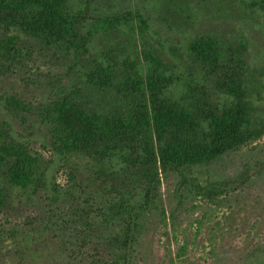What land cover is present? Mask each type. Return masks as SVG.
Instances as JSON below:
<instances>
[{"label":"trees","instance_id":"1","mask_svg":"<svg viewBox=\"0 0 264 264\" xmlns=\"http://www.w3.org/2000/svg\"><path fill=\"white\" fill-rule=\"evenodd\" d=\"M185 4L161 0L163 19L180 25ZM82 18L71 0H0V77L34 62L33 45L70 61L38 109L50 158L0 121V264H131L145 217L162 209L163 176L212 197L224 182L193 170L264 136L237 44L200 35L167 61L141 12L97 20L80 39ZM121 30L132 45L93 50L100 33ZM53 165L67 184L49 180ZM29 206L35 216L7 221Z\"/></svg>","mask_w":264,"mask_h":264},{"label":"rangeland","instance_id":"2","mask_svg":"<svg viewBox=\"0 0 264 264\" xmlns=\"http://www.w3.org/2000/svg\"><path fill=\"white\" fill-rule=\"evenodd\" d=\"M185 1L180 25H173L163 19L168 17L160 10L161 0H71L83 16L80 39L97 20L139 11L150 24L151 35L161 42L167 61L173 57L170 47L179 48L180 56L186 58V44L200 35H216L237 44L246 60L244 75L250 81L257 114L264 116V9L257 8L258 0ZM132 38L122 30L100 33L91 46L94 51L126 49ZM32 51L34 62L0 77V121L47 159L51 154L38 109L50 88L45 82L52 73L59 79L70 61L63 62L52 50L37 45ZM12 95L25 104L26 112L19 109L21 115H13L7 110L4 97ZM51 169L50 181L61 186L68 183L64 168L53 165ZM193 174L200 179L220 178L222 190L205 197L190 193V185L177 174L163 176L162 209L145 217L131 264H264V136L194 169ZM28 216H35L32 206L9 215L7 221L16 223ZM4 221L0 214V223Z\"/></svg>","mask_w":264,"mask_h":264}]
</instances>
